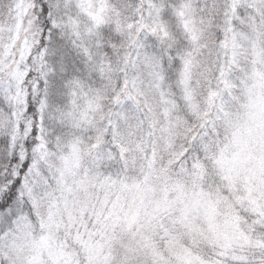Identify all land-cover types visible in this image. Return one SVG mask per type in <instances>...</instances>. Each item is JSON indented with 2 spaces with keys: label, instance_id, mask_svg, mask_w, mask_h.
Returning a JSON list of instances; mask_svg holds the SVG:
<instances>
[{
  "label": "snow or ice",
  "instance_id": "snow-or-ice-1",
  "mask_svg": "<svg viewBox=\"0 0 264 264\" xmlns=\"http://www.w3.org/2000/svg\"><path fill=\"white\" fill-rule=\"evenodd\" d=\"M0 264H264V0H0Z\"/></svg>",
  "mask_w": 264,
  "mask_h": 264
}]
</instances>
